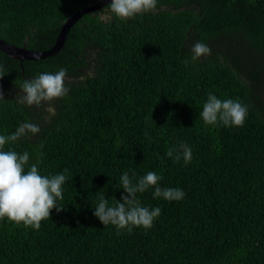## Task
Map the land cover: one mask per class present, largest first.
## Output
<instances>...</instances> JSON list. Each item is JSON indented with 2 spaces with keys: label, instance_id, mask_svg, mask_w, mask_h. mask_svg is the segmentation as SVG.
<instances>
[{
  "label": "trees",
  "instance_id": "trees-1",
  "mask_svg": "<svg viewBox=\"0 0 264 264\" xmlns=\"http://www.w3.org/2000/svg\"><path fill=\"white\" fill-rule=\"evenodd\" d=\"M97 1L0 0V38L48 49L71 14ZM109 5L83 14L51 57L20 62L0 50V135L41 128L3 150L27 151L29 165L39 158L41 175L68 170L61 210L39 230L0 219V264H264V0H158L127 20ZM200 41L211 55L185 66ZM61 68L70 91L51 102L54 116L47 103L16 102L24 80ZM209 93L247 105L244 126L206 125ZM180 143L188 164L166 155ZM150 171L184 198L149 187L136 195L161 209L153 227L103 225L100 197L123 202L120 177L136 183Z\"/></svg>",
  "mask_w": 264,
  "mask_h": 264
},
{
  "label": "clouds",
  "instance_id": "clouds-1",
  "mask_svg": "<svg viewBox=\"0 0 264 264\" xmlns=\"http://www.w3.org/2000/svg\"><path fill=\"white\" fill-rule=\"evenodd\" d=\"M158 0H111L109 10L121 20H127L138 14L155 12ZM191 61L185 59L183 63L187 66L190 62H195L201 56L211 55V48L204 42H196L191 48ZM5 75L3 64H0V78ZM67 69L61 68L56 73H41L31 80H24L20 85L23 95H17L18 104L41 107L43 103L48 106L45 111L49 117L55 115V108L51 102L55 99L68 95L70 89L65 86ZM83 79V77H82ZM0 99H4L3 91L0 90ZM200 117L206 125L217 126H244L248 115L247 105L239 100H220L215 94L209 93L207 101L203 104ZM41 131L38 124L24 122L21 123L11 135H0V219L5 217L16 224L23 223L25 227H32L39 230L41 221L49 219L53 208L60 211L57 200L63 199L62 185L65 183L68 172L45 176L38 170L40 159L29 165L30 156L27 151L23 154L14 150H3L4 146L11 142L15 143L29 135H37ZM42 155V154H41ZM168 157L174 162H179L181 158L185 164L192 160L191 148L186 143H180L178 147L173 146L166 152ZM26 166L28 170L26 171ZM135 174L130 178L127 172L121 177L122 188L127 195L122 196V201L115 206H108V200L100 197L94 215L107 226H115L118 230L127 229L131 233L132 228L143 227L150 229L154 220L161 215L159 207L149 209L142 206L137 199V193H143L149 187H154L153 196L163 197L168 201H179L184 198L185 193L179 188H161L159 181L162 176L155 172H148L133 183Z\"/></svg>",
  "mask_w": 264,
  "mask_h": 264
},
{
  "label": "water",
  "instance_id": "water-1",
  "mask_svg": "<svg viewBox=\"0 0 264 264\" xmlns=\"http://www.w3.org/2000/svg\"><path fill=\"white\" fill-rule=\"evenodd\" d=\"M110 2L111 0H98L97 2L86 7H82L71 14L61 25L54 44L48 49L30 50L25 46H16L0 38V50L7 54L9 57L20 62H22L23 60H40L46 57H51L61 49L64 44L67 31L83 14L100 10Z\"/></svg>",
  "mask_w": 264,
  "mask_h": 264
},
{
  "label": "rangeland",
  "instance_id": "rangeland-1",
  "mask_svg": "<svg viewBox=\"0 0 264 264\" xmlns=\"http://www.w3.org/2000/svg\"><path fill=\"white\" fill-rule=\"evenodd\" d=\"M110 15H109V13H108V11H104L102 14H101V17H103V18H107V17H109ZM48 106V105H47ZM46 106V107H47ZM45 107V108H46Z\"/></svg>",
  "mask_w": 264,
  "mask_h": 264
}]
</instances>
